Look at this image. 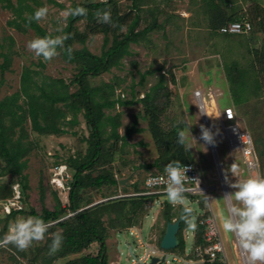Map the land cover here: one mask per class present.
Segmentation results:
<instances>
[{
	"label": "rangeland",
	"instance_id": "1",
	"mask_svg": "<svg viewBox=\"0 0 264 264\" xmlns=\"http://www.w3.org/2000/svg\"><path fill=\"white\" fill-rule=\"evenodd\" d=\"M10 1L13 4L16 2ZM97 1L100 0H26V3L35 11L47 7V15L39 21L36 20L37 24L47 34L64 36L63 29L71 15H64V12L78 4ZM133 1L114 0L113 6L120 14L132 15L130 8ZM228 4L230 6L226 8L225 5ZM3 5L5 2H0V66H4L0 67V100L19 90L20 74L24 67L39 73L34 77L35 81L40 82L43 77L61 79L68 85V91L73 92L76 89L71 83L77 72L75 64L66 62L62 58L61 50H57L58 55L50 60L35 56L27 44L38 35L29 28L21 33L8 27L7 22L12 20L14 15L11 10L2 8ZM137 6L140 11L137 31H143L153 25L156 27L141 34L136 44H130L129 55L121 60L120 65L98 77L87 78L91 87L99 89L96 100L100 98L102 101V97L109 101L134 102L126 106L116 103L112 109H104L106 117H114L118 121L116 133L119 138L111 137V125L108 120H104V158L100 166L91 172L92 176L110 174L118 183L99 189H82L79 206L85 209L106 202V199L132 194L136 184L141 190L144 178L155 172L154 168L145 166L152 163L164 150L163 131L174 124H181L182 128L189 127L195 140L186 139L185 145H181L182 150L197 168L202 185L206 189V195H201L200 198L198 196L193 202L187 199V204L184 205L193 210L191 222L195 224L199 216L209 213V218L214 220L219 231L226 264H245L244 259L249 263L247 254L242 256L243 250L236 246L238 238L235 234L222 228V218L227 214V207L219 199H222L225 193L234 191L229 187V183L225 182V175L228 176L229 182L249 176H264V94L257 90L256 80L261 78V75L256 74L254 69L258 66L256 59L264 49V32L229 38L210 29L209 23L210 16L215 15L220 8L223 9L225 17L237 14L244 20L248 17L255 18L254 11L258 9L262 20L255 19L254 29L264 31V0H142ZM23 15L27 16L28 13L24 12ZM259 23H262V28ZM86 25V19H81L74 27L78 32H86ZM125 31L126 27L120 30L121 33ZM108 40L107 47L111 42L110 35ZM103 45V34H87L84 44L74 42L72 48L77 50L84 47L91 54L100 55ZM254 61L256 62L253 68ZM232 64L244 73L243 95L238 96L241 98V104L235 101L224 72L225 67ZM158 84L163 88V98L160 99L163 113L155 115L146 111L136 101L142 99L145 93ZM195 91L200 92L202 102L213 119L209 128L213 133L219 130V134L214 136L213 144L201 139L200 126H205L206 123L200 109V99L194 96ZM211 100L215 102L214 108L213 105H208ZM226 107L232 108L234 113L238 112L233 121H224L219 113ZM55 108V112L61 113L56 124L66 131L64 134L37 135L31 131L29 121L24 124L26 135L22 143L30 146V150L22 159L25 162L22 173L27 177V189L21 190L16 177L7 172L6 163L0 159V188L6 185L11 191V195L3 200L0 189V237L7 232L8 224L14 218L29 216L23 213L14 218L4 217L6 201L13 200L14 195L18 196L14 203L26 212L30 209L38 214L44 209L53 211L58 201L61 208L67 205L69 185L74 174L69 161H83L88 149L85 140L90 136V130L85 124L83 109L75 113L61 103ZM232 124H236L241 132L250 136L256 165L253 170L246 167V161L239 151H231L228 147L224 127ZM212 146L215 147L214 152ZM233 163L238 165L239 169L238 175L234 176L229 171ZM119 181L124 184H119ZM163 201H168L166 194L160 195L152 203H147L145 211L138 210L132 217L136 224L128 230L116 231L111 222L114 221L115 214L105 212L101 219L106 228L107 264H115V261L118 264H130L132 255H142L143 249L138 244L137 237L130 234L129 230L136 231L144 244L157 249L164 228V221L160 216ZM176 207L177 205L175 210ZM72 214L67 211L63 219ZM186 222L187 231L184 232V237L188 253L194 228L189 227L188 219ZM50 224L44 239L34 241L26 249L20 250L11 244H0V264H66L86 255H96L98 245L92 243L79 253L64 257L54 256L50 252V234L61 229L57 228L55 223ZM117 244L121 249L120 254L115 249ZM129 247L132 249V255ZM158 251L160 254H171L163 250Z\"/></svg>",
	"mask_w": 264,
	"mask_h": 264
},
{
	"label": "trees",
	"instance_id": "2",
	"mask_svg": "<svg viewBox=\"0 0 264 264\" xmlns=\"http://www.w3.org/2000/svg\"><path fill=\"white\" fill-rule=\"evenodd\" d=\"M139 1L142 0L133 1L130 8V11L133 12L132 15L120 14L116 7L113 6L114 0H100L89 4H78L87 9L86 15L69 16L68 23L63 29L64 36L67 38L64 40L63 47L57 50H61L62 58L66 62L75 64L77 72L71 83L76 86V89L73 92L68 91V85L61 79L43 77L40 82L35 81L34 77H37L39 73L29 67H24L20 74L19 90L0 100V159L6 163L7 172L16 177L22 191L27 189V177L22 173L25 162L22 159L30 150L29 144L22 143V139L26 135L24 124L29 121L31 131L37 135L64 134L66 131L60 129L56 124L57 119L61 117V113L55 112L57 111L56 105L61 103L75 113L82 109L84 110L85 124L90 130V136L85 140L88 144V149L83 161H79L78 163H74L71 159L69 161V166L73 168L74 174L69 185L67 205L61 208V204L58 201L53 211L44 209L40 214L36 213L33 209L26 212L22 208L16 209L14 207H9V212L4 211L5 218H14L24 213L40 216L46 222L55 223L56 227L62 230L64 239L60 247L55 252H52L54 256L64 257L69 254L79 253L87 249L92 243L98 245L96 255H86L79 259L70 260L66 264H107L105 252L106 228L101 219L105 212L115 214V219L111 222H113V228L115 227L116 231L128 230L136 224V221L132 220V217L135 216L137 211H145L147 203H152L159 197L122 196L108 199L106 202L85 209L79 206L82 189L86 187L99 189L108 184L117 185L118 183L110 174L92 176L91 172L97 166H100L104 158V143L106 140L102 138L104 120H108L111 125V137L119 138L116 133L119 126L118 121L114 117H106L104 109H112L116 103L126 106L134 102L132 100L109 101L104 100L102 97V101H100V98L96 100L99 89L91 87L87 83V78L98 77L120 65L121 60L129 55L130 44H136L141 34L150 32L156 27V25H153L145 28L143 31H137L140 20V11L137 6ZM0 2H5L2 8L11 10L14 15V18L7 22L8 27H12L21 33L26 32V29L29 28L38 36H52L47 34L37 24L36 20H30L35 10L26 3V0H16L15 4L10 0H0ZM224 4H227V2H224ZM225 6L228 8L230 5ZM105 9L111 11L112 24H104L98 21L96 16L97 10ZM24 12H27L28 15L24 16ZM254 12L255 18H246L251 24V30L246 34L228 35L219 33V28L223 25L241 20L237 14H232L228 18L225 17L222 8L218 9L215 15L210 16V29L223 37L229 38L250 35L251 33H263L262 29L260 31L254 29L255 19L260 18L258 20H262L258 9H255ZM81 19H86L87 21L86 32H78L74 27V24ZM259 24L262 28V23ZM124 27H126V31L121 33L120 30ZM99 33L104 35V45L100 55H93L84 47L77 50L72 48L74 42L84 44L87 34L96 35ZM109 35L111 36V42L107 47ZM69 48H71V54L68 52ZM256 61H254L252 67L254 68L256 62L258 66L254 68L256 70L255 73L257 72L256 74L261 75V78L256 80V86L257 90H261L264 94V49L261 50V54L258 55ZM0 67L3 68L4 66ZM224 72L235 101L241 104V98L238 96L243 95V88L245 86L243 71L237 68L235 64H232L225 67ZM162 90L163 88L158 84L136 102L140 103L146 111L152 114H162L163 112L160 108V99L163 98ZM21 100L22 102H20ZM74 122L72 121V123ZM181 128V124H174L168 130L163 131L164 150L152 163L145 167L154 168L155 172L160 173L173 160H179L181 164L192 163L188 160L189 158L182 150L181 145L176 142L177 133ZM133 188V193L140 191L137 184ZM0 189L2 190L1 199H7L11 195V191L8 190L6 185L1 186ZM186 198L190 202H193L198 196L186 195ZM161 204L162 210L160 216L164 221V228L161 231L160 240L164 234L166 224L180 217L182 215V208L184 207V205H177V209L175 210L176 205H172L168 201H163ZM67 211L73 214L63 219ZM209 216V213H204L196 220L188 253H186V238L184 237V232L187 231V222L186 219H182L176 235L178 245L167 252L196 260L195 249L198 247L203 249L210 244L204 239L205 227L200 224L201 221L206 220ZM160 240L158 241L157 249L162 251L159 248ZM202 256L203 261L199 264H224L220 256H217L214 260H209L208 256L204 254Z\"/></svg>",
	"mask_w": 264,
	"mask_h": 264
},
{
	"label": "clouds",
	"instance_id": "3",
	"mask_svg": "<svg viewBox=\"0 0 264 264\" xmlns=\"http://www.w3.org/2000/svg\"><path fill=\"white\" fill-rule=\"evenodd\" d=\"M47 7L37 9L30 20H41L47 15ZM86 15L87 9L83 6H76L68 9L64 15ZM98 21L104 24H112V14L110 10H97ZM66 36H37L28 42L27 47L32 50L37 57L50 60L58 55V48H62ZM71 54V48L68 49ZM229 116V114H228ZM229 118H231L229 116ZM201 128V139L208 144H213L214 136L219 134V130L213 133L209 127L204 125ZM194 140L189 131V127L181 128L177 133V144L184 146L186 139ZM195 141V140H194ZM166 173V186L163 188L168 201L172 205H186L187 198L185 193L191 191L186 181L195 182L199 191L200 179L198 177L189 178L186 173L189 166L181 164L179 160L170 161L164 169ZM231 174L238 175V165L233 163L229 169ZM160 178H152L146 181L151 186ZM225 182L234 191L225 193L222 200L227 207V214L222 218V228L229 233H234L238 238L237 247L247 254L249 264H264V176L255 175L245 179H237L229 182L225 175ZM203 193V192H202ZM192 208L184 206L182 208V219H188L189 227L196 225L191 222ZM51 227L40 216H19L14 218L9 224L7 232L0 237V244H11L17 249L28 248L34 241L44 239ZM52 242L50 252H55L61 245L64 237L62 230H57L50 234Z\"/></svg>",
	"mask_w": 264,
	"mask_h": 264
},
{
	"label": "built area",
	"instance_id": "4",
	"mask_svg": "<svg viewBox=\"0 0 264 264\" xmlns=\"http://www.w3.org/2000/svg\"><path fill=\"white\" fill-rule=\"evenodd\" d=\"M251 30V24L244 19H241L239 21L229 22L222 27L219 28L220 34H228V35H238V34H246ZM194 96L198 99H201V94L199 91L194 92ZM202 110V109H201ZM231 118H229V116ZM222 117L224 121H233L235 119V113L234 110L230 107L224 108L222 111ZM224 134L227 138V144L231 151H239L246 161V167L248 169L253 170L256 165L254 164V151L252 147V142L250 139V136L246 133H243L240 131L239 127L236 124L228 125L224 127ZM189 166V171L186 173V175L191 179L193 177H198L200 179V189L199 191L197 188L195 182L193 181H186V185L192 189L191 191H188L185 193V196H201L206 195V189L203 187L201 178L199 175V172L197 168L192 163L183 164ZM152 178H160L156 180L151 186L147 185L146 181ZM166 186V173L165 171H162L160 173H152L147 175L143 182H142V188L137 193H132L129 195H123V196H160L165 194L163 191V188ZM14 189V188H13ZM17 192L14 189V194ZM122 197V196H118ZM18 196L14 195L13 200L6 201L5 204V212H9V207H14L16 209H19L17 206L16 200ZM201 225L205 227V233H204V239L210 243L205 248H196L195 249V256L197 257L196 260L192 258H185L183 256H177L174 254H160L157 249H154V247H149V245L144 244L142 242V239L136 234V231L129 230L130 234H133L135 237H137V242L140 245V247L143 249V253L140 257L134 256L130 260V264H148L151 257L155 256L159 258V261L157 264H199L203 261V254L208 256L209 260H214L217 256H220L221 260L224 264H226V256L224 253V248L222 245V242L220 240L219 231L217 229V226L212 218H207L204 221L200 222ZM131 247H129L130 251ZM119 254L121 251L118 252ZM132 254V249L131 253ZM162 258V259H161Z\"/></svg>",
	"mask_w": 264,
	"mask_h": 264
},
{
	"label": "water",
	"instance_id": "5",
	"mask_svg": "<svg viewBox=\"0 0 264 264\" xmlns=\"http://www.w3.org/2000/svg\"><path fill=\"white\" fill-rule=\"evenodd\" d=\"M119 184L123 185L124 183H123V181H119ZM114 198H117V197H114ZM106 200H108V199H106ZM181 220H182V218L180 216L175 221L168 222L166 224L164 234H163V236L160 240V243H159V248L161 250L168 251V250H172V249L177 247L178 241H177L176 235H177V232L179 230ZM130 253H131V249H130ZM132 257L135 258L134 255H132ZM158 261H159V258L153 256V257H151L148 264H157Z\"/></svg>",
	"mask_w": 264,
	"mask_h": 264
},
{
	"label": "bare ground",
	"instance_id": "6",
	"mask_svg": "<svg viewBox=\"0 0 264 264\" xmlns=\"http://www.w3.org/2000/svg\"><path fill=\"white\" fill-rule=\"evenodd\" d=\"M212 103V105L213 106H215V104H213L214 103V101L213 100H211L210 101V104ZM199 104H200V109H202L201 111H202V113H203V115H204V121H205V123H206V127H209V124H210V121H211V117H210V115L211 114H209V110H207V106H205V104H203V102H202V100L200 99L199 100ZM210 104H208V105H210ZM205 119H207L208 121H206ZM217 119V118H216ZM213 120V119H212ZM212 148H213V152L215 151V149H214V147L212 146ZM216 160H217V157H216ZM217 162V164H218V161H216ZM242 256H244L245 257V254H244V252H242ZM244 263L245 264H249V263H247V261L244 259Z\"/></svg>",
	"mask_w": 264,
	"mask_h": 264
},
{
	"label": "crops",
	"instance_id": "7",
	"mask_svg": "<svg viewBox=\"0 0 264 264\" xmlns=\"http://www.w3.org/2000/svg\"><path fill=\"white\" fill-rule=\"evenodd\" d=\"M201 100H202V99H201ZM213 104H215V102H214ZM210 105H212V103H211ZM212 107L214 108V106H212ZM219 113L222 114V112H220V111H219ZM237 113H238V112L235 111V114H237ZM205 120L208 121L207 119H205ZM214 149H215V147H214ZM115 249H116V252L121 251L120 246H119L118 244L116 245V248H115ZM114 263H115V264H118L116 261H115Z\"/></svg>",
	"mask_w": 264,
	"mask_h": 264
}]
</instances>
